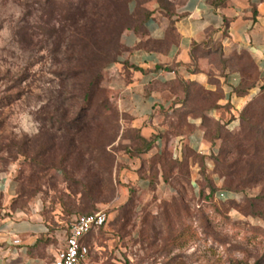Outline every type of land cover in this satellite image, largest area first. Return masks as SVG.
Masks as SVG:
<instances>
[{
  "label": "rangeland",
  "instance_id": "rangeland-1",
  "mask_svg": "<svg viewBox=\"0 0 264 264\" xmlns=\"http://www.w3.org/2000/svg\"><path fill=\"white\" fill-rule=\"evenodd\" d=\"M82 1L0 0V174L17 185L12 208L39 203L51 231L43 245L56 252L75 215L105 210L107 224L87 238L91 264H264V77L251 55L197 48L192 69L208 85L178 92L180 105L163 110L161 150L143 152L103 79L89 103L70 77L69 25L82 22ZM137 1L170 18L184 2ZM233 73L242 85L229 84ZM253 99L254 137L241 146ZM196 123L206 154L190 145Z\"/></svg>",
  "mask_w": 264,
  "mask_h": 264
},
{
  "label": "crops",
  "instance_id": "crops-1",
  "mask_svg": "<svg viewBox=\"0 0 264 264\" xmlns=\"http://www.w3.org/2000/svg\"><path fill=\"white\" fill-rule=\"evenodd\" d=\"M147 9L143 21L125 29L123 51L103 72L104 86L144 138L150 140L165 132L163 110L180 105L175 103L180 81L208 85L206 73L192 69L195 45L216 46L226 54L246 50L264 75V0H184L171 18L155 8ZM131 12L138 13L136 4ZM161 72L163 76H159ZM240 81L239 73L229 76L232 87ZM235 97L243 106L250 94ZM189 140L194 150L208 152L197 123ZM163 141L165 137H160L153 153L161 150ZM17 196L16 183L0 174V264H49L58 251L43 245L51 231L41 205L34 203L28 210L12 208Z\"/></svg>",
  "mask_w": 264,
  "mask_h": 264
},
{
  "label": "trees",
  "instance_id": "trees-1",
  "mask_svg": "<svg viewBox=\"0 0 264 264\" xmlns=\"http://www.w3.org/2000/svg\"><path fill=\"white\" fill-rule=\"evenodd\" d=\"M132 4H136L138 8L137 14L131 12ZM78 8L81 13L80 19L82 22L76 24L77 22L72 20V24L69 25V30L71 31L69 46L76 53L70 56L75 64L68 70L71 78H81L80 89L85 93L83 99L89 103H94L95 95L101 93L103 90L105 91L98 83V81L103 79V71L110 64L117 61L118 56L121 54L120 52L123 49L121 36L123 32L125 29L136 25L140 20L143 21V17H146L149 11L148 9L142 11L137 0H83ZM197 48L199 47L195 45V50ZM254 64L264 77L255 60ZM243 80L241 77L240 83L235 87L242 85ZM187 84L199 83L180 81V91L185 92ZM254 88V84L243 87L239 90L241 92L240 95L245 96ZM107 99L105 98L102 102L105 107L108 104ZM257 105H260V103L256 99H253L244 110L243 120L248 121V129L247 131L245 130L244 137L238 141V145L242 146L254 137L252 128H256L257 116H259L255 108ZM164 133H159L150 140L141 136V139L146 143V147L142 151H150L157 144L159 138L164 137ZM236 165V162L230 165L231 168H234L232 172H229L230 175H238ZM100 228L95 230H99ZM95 230L91 231L84 239V242L88 246L87 238Z\"/></svg>",
  "mask_w": 264,
  "mask_h": 264
},
{
  "label": "built area",
  "instance_id": "built-area-1",
  "mask_svg": "<svg viewBox=\"0 0 264 264\" xmlns=\"http://www.w3.org/2000/svg\"><path fill=\"white\" fill-rule=\"evenodd\" d=\"M163 75L164 72L159 74ZM159 76L154 78L157 79ZM108 220L109 216L105 210L75 215L65 231L64 246L58 250L56 257L49 264H91L90 247L84 239L91 231L106 225Z\"/></svg>",
  "mask_w": 264,
  "mask_h": 264
}]
</instances>
